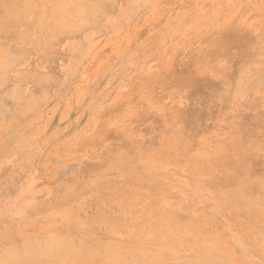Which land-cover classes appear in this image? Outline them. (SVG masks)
<instances>
[{"label": "rangeland", "instance_id": "1", "mask_svg": "<svg viewBox=\"0 0 264 264\" xmlns=\"http://www.w3.org/2000/svg\"><path fill=\"white\" fill-rule=\"evenodd\" d=\"M0 1L2 7L15 2ZM16 1L19 4L13 5L21 14L25 12L21 15L25 20L14 27L9 25L5 34L0 32V43L6 49H36L13 65L4 83L9 88L2 86V91L18 86L16 89L24 98L27 90H35L42 103L33 100L32 112L23 110L26 116L22 114L24 118L14 123L15 127L10 125L6 130L9 119H2L5 125L0 126V241L5 236L16 240L25 237L37 228L38 220L64 223L58 214L65 207L82 221H88L102 206L116 218L121 206L108 202L113 205L110 207L101 196L107 194L113 201L118 197L113 199L110 194L121 196L128 192L135 195L127 197L131 199L126 201L129 208L140 210L154 202L150 194L175 207L178 214L211 221L224 246L232 249L243 264H264L261 246L235 240L236 235L241 236L230 220L232 212L244 209L254 215L258 225L264 226V196L243 193L244 185L229 174L228 168L213 162L219 159L223 143H234L237 138L236 122L253 100L252 90L248 88L228 109L222 110L221 120L212 124L205 137H198L194 127L181 118L184 110L194 106L190 89L182 86V79L189 82L190 65L212 53L210 59L222 68L226 58L216 59L214 52L227 46L245 26L264 22V0H116L114 9L113 1L108 0L106 5L112 10L103 13L94 27L67 38L56 32L66 27L62 24L64 16H71L66 10L71 8L63 6L80 0H67V5L65 0H56V5L65 4L59 5L62 12L55 2L48 3L55 0ZM25 1L28 5H24ZM22 6L27 7L21 12ZM38 13L43 19L39 17L35 23ZM50 21L53 28L47 26ZM38 37L41 43H34ZM204 68L211 72L213 66L205 64ZM29 72L35 73V81H30ZM250 74L254 76L253 69ZM27 75L29 81L21 79ZM27 100L28 97L24 101ZM9 102L4 100L5 108H9ZM129 114H136L138 119ZM94 165L100 170L97 184L92 182ZM216 178L229 179L233 189L213 187L211 182ZM101 189L106 190L99 195ZM25 200L30 207L24 204ZM132 200L137 204H131ZM35 204L44 210L24 213L31 212Z\"/></svg>", "mask_w": 264, "mask_h": 264}, {"label": "bare ground", "instance_id": "2", "mask_svg": "<svg viewBox=\"0 0 264 264\" xmlns=\"http://www.w3.org/2000/svg\"><path fill=\"white\" fill-rule=\"evenodd\" d=\"M26 1L24 5H28L27 3L29 2L26 3ZM65 1L67 5L69 2H67V0ZM107 1L108 0H80L79 3L71 1L73 5L68 4L67 6H63L65 9L69 7L71 8V10L66 9L68 10V13L69 11L71 12V16L68 14L67 16L65 15L64 17L67 19L66 20L63 15H59L60 18L63 17L62 19H65V22L63 21L62 24L66 25V27L63 30L56 28L58 30L56 32L58 34L62 32L60 35H65L67 38L72 34L75 35L76 33H79L83 29L94 27L99 18L101 16L103 18V13H107V11L112 10L110 8L108 9V6L106 5ZM109 1H113L112 8L114 9L116 0L115 3L114 0ZM16 2L17 1L15 0L14 3ZM50 2H55L54 5L58 8L59 5L62 4L60 2L56 5V0L49 1L48 3L51 4ZM62 2H64V0ZM110 2L108 3L111 4ZM4 3H8V1H5ZM14 3L9 2V4L3 5V7L0 5V9H2L0 10V32L3 34H5L4 32L6 29L8 30L9 25H13L14 27L16 25H20L21 20H25V16H23V19L21 15H24L25 12L23 9H25L27 6H22L24 8L20 7L22 8L20 11L24 12L21 14L18 9L14 7V5L16 6L19 3ZM62 5H60V7ZM51 7L53 8V6ZM57 7H55V9ZM50 8L47 7V9ZM60 9L61 8H59L58 11H60ZM49 11L51 12L52 10L50 9ZM64 12L65 11H63V13ZM35 16H38L34 19L36 21V19H39L40 15L38 13L35 14ZM40 19L43 18L40 17ZM51 19H53V16ZM72 19L73 22H71ZM37 21L35 23H37ZM50 23L51 21L49 23L47 22V26ZM69 23H74L75 26L73 25L74 27L70 28L71 25H69ZM50 25L52 26V24ZM39 26L41 25L39 24ZM21 38L24 37L22 36ZM45 39H47V35L45 36ZM35 42L41 43L40 37H38L37 41H34V43ZM213 42H216V40H213ZM218 42L215 44H219ZM3 44L4 43H0V126H4V122L9 119L8 123L10 124L7 123V130L12 126L15 127V124L20 122L22 118L26 116V113L24 114L23 110L29 109L32 112L33 102H35L33 100L39 99L40 103H42V101L40 100V95L34 93L35 90L33 92L32 90H27L29 91L27 94L29 101H24L27 99L26 96V98L24 97L25 99L20 97L21 93L17 91L18 86L10 89L9 91H2V86H9L8 84L4 85V83L5 79L10 74L13 65L25 58L28 52H31L33 48L36 49L35 47H31L30 51L26 49V53L25 49H6L5 44ZM43 45L42 47H44ZM47 45L49 44L47 43ZM214 46L215 45H213L212 48ZM214 54L216 59L223 58V56L226 58V63L222 66V68L217 66L215 59H210V55L212 57V53L208 54V56L205 55L206 57L204 59H197L193 63L190 62L192 63L189 70L190 79H188L189 82L187 83L182 79V86L183 88L185 87L190 89V96L194 106H192L189 110H184V113H182V111L181 118L184 119L189 126L194 127L198 137H202L206 132H208V129L212 128V124L218 123L216 121L221 118L220 112L224 109H228L231 106L229 105L231 102L233 103L234 100L243 96L247 89L250 88L252 90L251 92L253 94V100L248 106L245 105L247 109H245L244 113L238 117L236 122L237 124L235 126L236 134L238 136L233 141L234 143L225 142L224 140L225 143H223L224 146L222 147V152L219 155V159H216L213 162L217 163V165L223 164L228 168L229 174L235 176L239 180V183L244 185L242 190L243 193H254L256 195H260L262 198L264 196V192L262 191L264 187V22H256L255 24H250L245 26V28L240 29L235 34L234 38L227 43V46L221 47L218 52H214ZM18 59L19 61H17ZM205 64H211L213 66L211 72L205 71ZM251 69L254 70V76L250 74ZM21 71L22 70H19V72ZM31 72H29V74L32 75V79L30 81L33 82L35 81L33 79L35 73ZM28 76L29 75L23 76L21 79H26ZM19 77L20 76H18V78ZM28 78L27 81L30 79ZM44 78H46V76ZM48 78H50V76ZM55 78L56 77L54 74H52L51 79L55 81ZM21 79H18V81H21ZM43 81H45L46 84L49 83V80L47 81V79H43ZM21 82H24V80ZM23 84L24 83H22V85ZM179 91H181V89H179ZM31 94L33 97L35 96V98H33ZM3 99L7 100L8 102L10 101L9 108H5L7 103L4 105ZM22 114L24 117H22ZM135 115H131V118L138 119L135 117ZM232 116L234 117V115ZM5 118L8 119L5 121ZM2 119H4L3 124ZM194 119L196 121L192 122ZM10 125L11 127H8ZM233 134L235 135V133ZM98 146L99 145H97V147ZM133 153H136V151ZM98 168V165H94L92 179L93 184L100 182L98 181L97 176V174L100 173ZM228 180H220L216 178L211 182V185L213 187L230 191V189L233 188L230 186L231 184L229 185ZM105 190L101 189L98 191V194L100 195L101 193L105 192ZM133 194L134 193L128 194V192H125V194H122L121 196L118 194H110V196L114 195L113 199L118 197L117 199L119 202H117V199L113 200L114 202L116 201V203L112 201L109 195L108 197L110 198H107V194H104L106 197L104 195L101 196L102 199L106 201V204L111 202L115 206L116 204L121 206H119L120 211L119 209L116 210L119 212V214L121 213L119 216H116V218L109 216L108 211H105L106 209L102 210V206L101 209L97 208L99 210L96 214H93L94 217L92 215L91 218L88 217V221H82L78 219L80 217L79 215V217L76 214V216H74L73 214L75 212L72 214V212L70 213L68 210H66L67 207H65L61 209V213L58 214L60 218L65 221L64 223L60 224L61 221H57L56 219H49L46 222L38 220L35 222L37 228L33 231H29L30 234L27 233L28 235H24L25 237L16 240L10 238V236H5L3 240H5L6 243H2L3 240L0 241V264H243V262L235 256L232 249L224 246V242L220 239L218 231L213 229L214 224H212L211 221L202 220L200 219L201 217L188 218V215L184 213L178 214L177 210H174L175 207H172L165 201H162V205L159 199H156L150 194H148L149 198H154L155 200L153 201L159 205L155 204L154 202H150L149 205L144 206L143 209L134 210L132 209L134 207L129 208L128 203H126V201L129 202L131 200H128L127 197L130 196L129 198H131V196H135ZM248 198L249 197H247V199ZM25 201L24 204L27 206V208L30 207L26 204L27 201ZM137 202H140V200ZM134 203L137 204L134 200H132L131 204ZM95 204H97L96 201ZM112 204L107 205L112 207ZM42 208L43 207L39 208V206H36L35 204L31 212L30 210H26L24 213H37L44 210ZM235 208L237 209V207ZM253 210L256 211L254 208ZM231 214V219H229L233 223L239 235L242 237L241 238L234 234L237 236L235 240H237L240 244H243L244 241H246L254 247H256V245H260L261 249L263 250L262 252H264V226H260V224L258 225L254 215L251 216L250 214L246 213L244 209L243 211H234ZM46 223L47 226H45ZM117 236L124 238V240L117 238Z\"/></svg>", "mask_w": 264, "mask_h": 264}]
</instances>
